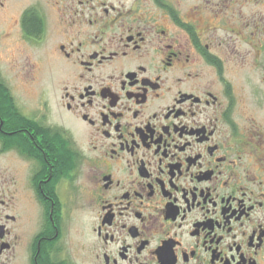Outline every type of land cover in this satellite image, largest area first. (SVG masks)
<instances>
[{"label":"flooded vegetation","instance_id":"obj_1","mask_svg":"<svg viewBox=\"0 0 264 264\" xmlns=\"http://www.w3.org/2000/svg\"><path fill=\"white\" fill-rule=\"evenodd\" d=\"M0 23V264H264V0H0ZM44 39L28 101L2 54Z\"/></svg>","mask_w":264,"mask_h":264},{"label":"rangeland","instance_id":"obj_2","mask_svg":"<svg viewBox=\"0 0 264 264\" xmlns=\"http://www.w3.org/2000/svg\"><path fill=\"white\" fill-rule=\"evenodd\" d=\"M5 45L2 58L9 61L17 57L20 60L17 70L24 74L19 83L21 91L28 101L35 99L40 92H44V89L49 88L53 83L52 77L57 68V62L54 58L52 44L44 39L42 42L32 44L16 41L14 44L6 43ZM24 57L30 60L27 65L22 62ZM75 236H78L77 233ZM16 264H25V262L18 260Z\"/></svg>","mask_w":264,"mask_h":264}]
</instances>
